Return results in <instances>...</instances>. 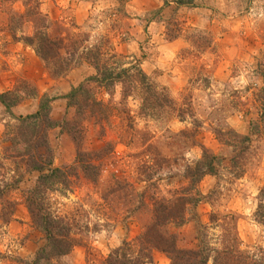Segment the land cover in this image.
Wrapping results in <instances>:
<instances>
[{
  "label": "rangeland",
  "instance_id": "rangeland-1",
  "mask_svg": "<svg viewBox=\"0 0 264 264\" xmlns=\"http://www.w3.org/2000/svg\"><path fill=\"white\" fill-rule=\"evenodd\" d=\"M28 7L40 16L26 14ZM167 23L177 24L170 32L178 33V37L166 38ZM42 26L49 39L62 37L66 48L75 41L80 43L82 58L62 75H49L33 48L24 42ZM94 44L100 45L101 52L109 45L126 64L136 63L155 81L159 72L165 73V81L170 74L180 77L175 80L172 76L168 87L157 82L173 100L174 108L165 110L160 120H145L137 113L138 99L120 100L119 85L109 96L94 81H87L95 70L84 52ZM260 65L263 69L264 0H194L192 5H169L168 0H0V92L28 83L36 88L38 96H57L50 103V116L59 124L68 119L76 127L69 130V124L63 127L61 123L49 129L53 165L72 164L75 143L85 151L112 145V153L92 160L100 165L97 180L87 179L77 169L76 176L69 177L65 192L56 190L47 195L53 213L68 216L70 235L76 243L59 262L103 264L108 252L123 240L133 251L138 249L136 237L152 215L151 196L165 195L185 185L184 166L201 156L198 146L189 147L186 140L177 143L165 135L166 131L174 133L190 127L191 116L199 121L197 143L222 154L223 160L216 175L207 174L199 182L202 195L214 190L213 205L208 198L202 199L196 206V217L178 227L169 223L166 231L176 234L178 247L195 248L198 219L207 225L203 232L209 243L217 244L229 220L219 216L210 222L208 214L216 208L236 214L234 224L241 248L264 250V222L254 216L258 193L264 186V134L254 131L250 136L240 158L243 170L237 172L229 161L231 146L217 140L212 129L246 133L249 123L257 119ZM81 82L106 105V119H97L87 108L67 106L61 95ZM17 105L20 108L16 111L11 107L13 115H24L35 110L37 99L27 98ZM16 121L0 103V264H23L21 261H28L45 243L24 203L36 172L26 169L25 156L20 154L23 144L8 139ZM144 130L155 134L153 144L140 142L138 137ZM146 145L151 146L150 154L137 155ZM182 152L184 158L175 166L178 159L173 154ZM160 156L164 159L161 170L143 177L139 162L145 160L152 165L153 158L161 161ZM154 169L149 166L148 171ZM115 180L124 185L121 191L114 188ZM132 194L137 199L140 196L142 205L130 213L127 202ZM262 200L264 206V196ZM82 222L87 223L84 230L83 225L79 227ZM151 255V262L146 264H162L165 258L169 263L161 251L153 250Z\"/></svg>",
  "mask_w": 264,
  "mask_h": 264
},
{
  "label": "trees",
  "instance_id": "trees-1",
  "mask_svg": "<svg viewBox=\"0 0 264 264\" xmlns=\"http://www.w3.org/2000/svg\"><path fill=\"white\" fill-rule=\"evenodd\" d=\"M193 1L175 0L177 5H192ZM24 4L26 5V2ZM28 9L29 11H26V14L33 15L37 13L39 15L35 10L33 11L29 7ZM19 15L21 17L23 13ZM169 25L171 26H168V23L165 25L166 38L172 39L178 37V33L170 32L171 28H174L177 24L173 23ZM47 33V30L42 26L35 29L31 35L26 36L24 42L33 48L35 54L47 68L49 75H62L68 71L72 63H78L82 58L79 53L80 51H78L80 43L75 41L66 48L62 37L49 39ZM99 46L98 44H94L91 47H87L86 52H84L86 61L95 70V74L88 77L87 81H94L97 87L103 89L109 96L113 94L115 86L119 85L120 100L126 101L129 97L138 99L137 113L139 116L145 117V120L149 118L160 120L165 110L174 108L175 104H173V100L165 88L150 78L141 66H138L136 63L126 64L124 58L114 53L109 45L104 48L103 52H101ZM260 68L262 84L260 89H258V98L260 100L258 105L259 113L257 119L249 123L247 132L239 133L231 128H212L217 140L231 146L229 161L237 169V172L241 169L243 170L242 166L244 162L240 161V158L243 149L247 150L246 148H248L247 144L250 136L254 135V131L255 133L260 131L264 134V68L262 69L261 65ZM79 93H83L82 97H78ZM35 97L37 99V106L34 111L24 115H13L11 107L16 106L24 99ZM61 97L66 99L67 106L79 107L81 110L87 108L97 119H106L107 117V113L105 112L106 105L101 100L96 99L91 88L83 82L76 86H71L69 91L61 95ZM56 98L57 96H50L46 93H41L38 96L36 88L28 83L17 84L12 89L0 92V103L9 115L17 120L11 128V134L8 139L11 143L23 144L24 148L20 150V154L22 153V156H25L23 161L26 169L29 172H36L35 183L26 190L24 203L32 224L42 232L45 238V243L35 250L28 261H21L23 264H64L59 262L62 256L67 254L76 245L70 235L72 225L69 223L68 216L65 217L63 214L53 213L50 209L51 205L47 195L49 192L56 190L62 193L65 192L69 188V177L76 176L77 169H80L87 179L94 182L99 176L100 165L93 163V161L113 152L111 144L106 145L107 147L103 149L85 151L80 149L79 145L75 143L76 150L73 163L63 167L54 166L53 150L47 140L49 129L63 123V127L69 124V130H76L74 123H71L70 120H63L59 124V122L50 116V103ZM179 118L181 120L184 119L181 115H179ZM127 122L128 126H130L128 120ZM190 123V127L184 128L179 132L171 133L166 131L165 133L166 137L171 136L177 143L186 140L189 143V147L198 146L201 150L200 158L192 160L184 166L182 176L186 179V184L179 187V189L175 188L171 192H166L165 195H152L153 210L151 219L136 237L139 243L138 249L133 251L128 241L123 240L120 246L108 252L103 258V264H146L151 262L153 250L165 253L169 259L168 264H264L263 249L253 250L240 247V239L236 234L234 224L235 217H237L235 213L230 212L226 214L224 211H217L216 208H212L209 212L208 219L210 222L219 216L220 218H227L229 220L227 222L228 226L225 228L226 231L222 233L217 244L213 243L214 245L209 243L205 232H203V229L205 230L207 225L200 223L198 219L196 221L198 233L197 246L195 248L178 247L176 234L166 231L165 225L169 223L178 227L188 219L196 217V206L202 199L208 198L209 203L213 205L212 195L214 190L202 195L199 190V182L207 174H217V166L221 164L223 155L216 154L204 145L197 143L195 135L199 121L196 117L191 116ZM142 135L141 137L137 136L140 142H144L145 144L146 141V144L150 145L155 142L154 133L144 130ZM130 140L132 141V139ZM150 145L143 147L137 155L142 156L140 155L141 152L150 154ZM178 147L182 148V145ZM156 151L157 154L160 152V155H162L160 150ZM183 153H177L176 156L173 154V158L176 161L178 159L175 166H179L180 160H183ZM151 156L148 155L152 159ZM154 156L158 157L156 154ZM160 157L161 161L154 160L153 158L154 162L152 161V165L148 164L145 160L139 162L138 170H142L143 177L149 178L150 175L152 176L161 170L160 167L164 159L162 156ZM149 166H155V169L148 171ZM146 167L148 168L142 169ZM120 183V180H115L113 184L117 191H121L124 187ZM151 185L153 186V184ZM156 190L159 191V188L156 187ZM263 196L264 186L258 193V202L254 211L255 219L260 222H264ZM129 200L127 202L129 205L126 204L130 213L142 205L140 196L137 199L132 194ZM120 203L122 202L120 201ZM86 226L87 223L85 222L79 225L83 230Z\"/></svg>",
  "mask_w": 264,
  "mask_h": 264
},
{
  "label": "crops",
  "instance_id": "crops-1",
  "mask_svg": "<svg viewBox=\"0 0 264 264\" xmlns=\"http://www.w3.org/2000/svg\"><path fill=\"white\" fill-rule=\"evenodd\" d=\"M168 3H169V5H174V4H176V2H175V0H168ZM175 70V69H174ZM175 72V71H174ZM175 74V73H174ZM165 73H163V72H159V74H157V77H156V80H157V82H159L161 85L163 84V85H166L167 87L169 86V85H171V83L173 82V78H175V80H178V78L180 79V77H174V75L173 74H170V76H169V81L168 80H164L165 79ZM172 76H173V78H172ZM168 81V82H167ZM178 82V81H177ZM180 82V81H179ZM16 108L18 109V108H20V106H18V105H16V106H14V108H13V111H16ZM18 112V111H17ZM1 130V129H0ZM109 243H110V241H109ZM164 258V257H163ZM162 264H167V259L165 258V259H162Z\"/></svg>",
  "mask_w": 264,
  "mask_h": 264
}]
</instances>
